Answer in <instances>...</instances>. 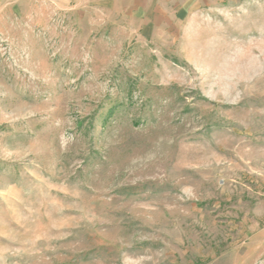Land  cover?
I'll return each instance as SVG.
<instances>
[{
    "label": "rangeland",
    "instance_id": "374dc122",
    "mask_svg": "<svg viewBox=\"0 0 264 264\" xmlns=\"http://www.w3.org/2000/svg\"><path fill=\"white\" fill-rule=\"evenodd\" d=\"M115 1L0 0V264H264V0Z\"/></svg>",
    "mask_w": 264,
    "mask_h": 264
},
{
    "label": "crops",
    "instance_id": "0c3cea01",
    "mask_svg": "<svg viewBox=\"0 0 264 264\" xmlns=\"http://www.w3.org/2000/svg\"><path fill=\"white\" fill-rule=\"evenodd\" d=\"M220 0H118L115 9L131 20L139 37L156 41L185 31L202 7Z\"/></svg>",
    "mask_w": 264,
    "mask_h": 264
}]
</instances>
